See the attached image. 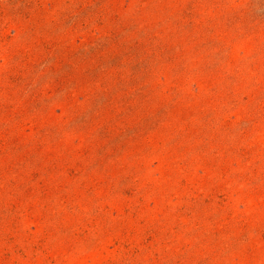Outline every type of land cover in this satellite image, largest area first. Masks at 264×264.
<instances>
[{
	"label": "rangeland",
	"instance_id": "obj_1",
	"mask_svg": "<svg viewBox=\"0 0 264 264\" xmlns=\"http://www.w3.org/2000/svg\"><path fill=\"white\" fill-rule=\"evenodd\" d=\"M0 264H264V0H0Z\"/></svg>",
	"mask_w": 264,
	"mask_h": 264
}]
</instances>
